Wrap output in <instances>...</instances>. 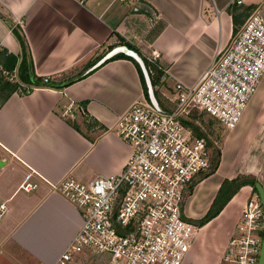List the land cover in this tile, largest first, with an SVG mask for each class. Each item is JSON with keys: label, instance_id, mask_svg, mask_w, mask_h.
Here are the masks:
<instances>
[{"label": "crops", "instance_id": "1", "mask_svg": "<svg viewBox=\"0 0 264 264\" xmlns=\"http://www.w3.org/2000/svg\"><path fill=\"white\" fill-rule=\"evenodd\" d=\"M236 1L0 0V50L20 62L21 45L12 31L18 28L42 79L18 81V89L0 100V264L52 263L79 228L77 209L48 182L70 173L86 183L122 170L129 147L115 121L147 98L130 60L112 56L99 63L109 47L124 42L141 53L159 52L170 76L153 87L167 105L175 81L193 84L253 10L264 19V0ZM29 169L42 178L34 176L38 187L24 192L20 184ZM238 175L255 178L264 189V75L240 121L226 132L216 170L187 196L186 217L202 218L221 182ZM251 191L242 186L200 226L184 264H213L206 228L225 216L232 231Z\"/></svg>", "mask_w": 264, "mask_h": 264}, {"label": "built area", "instance_id": "2", "mask_svg": "<svg viewBox=\"0 0 264 264\" xmlns=\"http://www.w3.org/2000/svg\"><path fill=\"white\" fill-rule=\"evenodd\" d=\"M141 54L151 79L170 76L159 52ZM263 75L264 19L256 9L227 46L216 49L193 84L175 81L167 105L156 108L143 99L117 117L114 129L129 147L120 172L86 183L67 173L48 182L77 209L81 223L58 258L47 264H80L89 254L101 264H184L200 228L186 217L185 201L213 158L208 139L195 134L193 126L201 122L194 116L206 115L223 129H233ZM34 176L42 178L29 169L20 189L35 190ZM4 213L0 204V218ZM263 237L264 208L252 189L217 264H260Z\"/></svg>", "mask_w": 264, "mask_h": 264}, {"label": "trees", "instance_id": "3", "mask_svg": "<svg viewBox=\"0 0 264 264\" xmlns=\"http://www.w3.org/2000/svg\"><path fill=\"white\" fill-rule=\"evenodd\" d=\"M14 36L16 37V39L18 40V42L21 45V49H22V54H21V60L18 63L17 62V57L11 53H7V50L2 49L0 50V68L5 69L9 72H14L16 71L18 80L22 83L25 84H33V81L36 80V82L40 83L42 82V79L37 77L33 71V67H32V62H31V57L28 51V46H27V42L26 39L24 37V35L21 33V31L18 28H14L13 30ZM119 44H124L127 47H129L130 49H133L134 51H136L138 53V55H140V57L142 58L143 62H144V66L147 70V68H149V63L147 61V59L141 54V52L134 46L124 43V42H120ZM109 48H113V45L110 46ZM113 58H126L128 60H130L136 67L138 74L140 76L142 85L144 87L145 90V95L146 98L148 99V94H147V89H146V85H145V80L143 77V73L141 71V68L139 66V64L130 56H127L123 53H118L116 55H114L112 57ZM152 85H155V80L152 78L151 79ZM19 87V83H10L8 81H2L1 77H0V91H4L6 93V95H10L12 94V92L16 91ZM154 94L158 100L157 97V92L154 90ZM158 103L160 104L159 100ZM200 117L198 116H194V120L198 119ZM199 120V119H198ZM194 131L195 134H197L198 136H205L204 132H203V128L202 125H194ZM208 145L210 147L213 148V158L211 161V166L210 169L202 174L199 178V180L205 178L206 176L212 174L219 163L220 160V151H216V147L212 145L211 141L208 140ZM197 180L190 188V192L192 191L194 185L199 181ZM256 179L249 176V175H238L234 178L228 179L225 178L218 190L217 193L215 195V197L212 200V203L208 209V211L206 212V214L198 219V220H190L192 223L198 225V226H202L204 224H206L207 222H209L211 219H213L214 217H216L219 213H221L223 210V208L226 207V205L229 203L228 201L238 192V190L245 185H250L253 189L254 192H256V188H255V183H256ZM225 206V207H224ZM222 210V211H221ZM221 211V212H220Z\"/></svg>", "mask_w": 264, "mask_h": 264}, {"label": "rangeland", "instance_id": "4", "mask_svg": "<svg viewBox=\"0 0 264 264\" xmlns=\"http://www.w3.org/2000/svg\"><path fill=\"white\" fill-rule=\"evenodd\" d=\"M0 77L4 82L8 81L10 83H16L19 81L16 71L11 73L3 68H0ZM4 94V91H0V100L4 97ZM199 117V121L201 122L202 128L204 129L203 132L205 137L211 141L213 146L216 147V151H220L221 142L226 135V132L229 130L223 129V127H221L216 120L209 118L206 115H200ZM230 224L231 222L225 216H222L221 218L213 221L209 227L206 228L204 236L206 235V237L209 238L212 245L213 254L209 261L213 264L216 263V261H218L222 256L221 242H223V240L225 241L224 238L230 236ZM217 246L219 247L216 248ZM80 264H101V262L97 256L89 254Z\"/></svg>", "mask_w": 264, "mask_h": 264}, {"label": "water", "instance_id": "5", "mask_svg": "<svg viewBox=\"0 0 264 264\" xmlns=\"http://www.w3.org/2000/svg\"><path fill=\"white\" fill-rule=\"evenodd\" d=\"M118 53H123L127 56L132 57L139 64L141 71L143 73L144 80H145L148 99L156 108H159V103H158V100L154 94V87L152 85L151 78L149 77V75L147 73V70L144 66V62H143L142 58L140 57V55H138V53L136 51H134L133 49H130L126 45H118V46L113 47L111 50H109L104 55V57H102L100 59L99 63L105 61L106 59H108V58H110V57H112ZM255 188H256L257 193L260 196V199L262 201L263 208H264V189L260 186V184L258 182L255 183ZM260 264H264V237H263V241H262V251H261Z\"/></svg>", "mask_w": 264, "mask_h": 264}]
</instances>
